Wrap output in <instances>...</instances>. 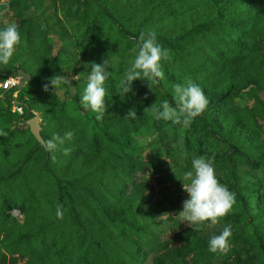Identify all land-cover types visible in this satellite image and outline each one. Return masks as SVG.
<instances>
[{"label":"rangeland","instance_id":"374dc122","mask_svg":"<svg viewBox=\"0 0 264 264\" xmlns=\"http://www.w3.org/2000/svg\"><path fill=\"white\" fill-rule=\"evenodd\" d=\"M204 1L0 0V28L15 22L21 34L9 64L0 65V264H158L160 257L164 264H264V76L253 90L209 105L188 128L144 111L164 100L175 106L174 85L186 79L212 83L198 72L204 62L193 67L189 60L199 55L193 46L202 43L189 38L193 21L210 15L207 21L219 27V14L202 12ZM142 31L172 42L158 40L178 53L171 57L178 58L171 63L175 77L151 89L137 80L125 95L120 80ZM105 59L111 60L108 112L98 121L80 99L90 64ZM19 69L31 79L8 97L1 84ZM57 74L79 75L72 79L74 94L68 86L44 91ZM232 77L221 78L218 90ZM132 109L138 118H125ZM32 117L44 145L74 131L73 141L63 146L70 154L58 151L53 162L30 132ZM201 156L214 160L217 178L235 193L236 203L217 226L210 229L206 222L196 232H221L230 224L231 246L223 254L192 250L178 257L169 251H186L193 230L175 217L190 198L178 179ZM58 204L62 220L56 217Z\"/></svg>","mask_w":264,"mask_h":264},{"label":"clouds","instance_id":"9594fccd","mask_svg":"<svg viewBox=\"0 0 264 264\" xmlns=\"http://www.w3.org/2000/svg\"><path fill=\"white\" fill-rule=\"evenodd\" d=\"M20 43L21 34L18 24L15 22L6 23L5 27L0 28V65L9 64ZM132 52L135 54V58L124 72L119 84L122 94L125 95L133 92V83L137 80L146 81L150 89L151 85L164 80L162 61L171 60L170 50L158 43L155 31H142L139 36V44L132 49ZM90 66L91 71L88 72L87 85L80 103L83 109L90 108L96 113V119L100 121L108 112L106 99L108 92L105 84L111 76L109 70L111 60L105 59L102 65L93 62ZM78 78L79 75L72 77L73 80ZM66 81L65 77L57 74L49 78L48 83L44 85V91H49V85H51L56 93L61 86H68ZM174 101L175 106L168 100H164L159 107L154 103L144 111H151L157 120L170 121L174 125L188 128L195 118L205 112L209 104L203 89L191 79L174 85ZM129 117L138 118L135 109L130 110L125 118ZM74 137L75 132L69 130L64 133L63 137L57 134L45 142L44 146L51 154L53 162L57 159L58 151H62L64 155L70 154L71 150L63 146L66 142L73 141ZM178 180L182 182L183 190L190 198L183 202V211H180L175 217H178L183 223H187L194 231H199L200 226L206 222H208L206 224L208 228H214L233 211L236 203L235 193L220 183L212 158L207 156L194 158L192 170L184 172L182 180ZM166 215L169 214L163 216ZM56 217L61 220L64 218L63 205L56 206ZM232 236V226L228 224L223 227L220 234H213L210 237L209 251L214 254L217 252L226 253L230 250Z\"/></svg>","mask_w":264,"mask_h":264},{"label":"trees","instance_id":"16d2710c","mask_svg":"<svg viewBox=\"0 0 264 264\" xmlns=\"http://www.w3.org/2000/svg\"><path fill=\"white\" fill-rule=\"evenodd\" d=\"M203 6L205 8L202 9L203 13H206L207 10H213L219 14V21L216 24L219 27H215L210 24L211 21H207L210 15L205 16L201 19L202 21H193L194 25H191L188 31L189 38L194 40L199 37L200 43H202L193 46L198 50L199 55L197 58L192 56L189 60L194 62L193 67L197 66V62L200 64L204 62L202 69H199L198 72H205L213 81L204 84L195 83L203 89L209 101L208 106L215 107L214 105L224 104L233 92L244 94L246 90H253L255 86H258L260 76H264V0H205ZM107 16L110 17V15ZM213 30L219 31V35L223 34L224 37H221L223 41L215 35L216 33L212 32ZM160 39L168 41V39L163 38V35L157 34V41ZM168 42L172 43L171 41ZM193 43L191 41L187 45L191 46ZM187 52H191L190 47ZM170 54L172 57L173 54L177 55L178 53L171 50ZM176 61L178 58L162 62L165 78L174 79L171 63ZM183 62H187V60ZM213 64H215L214 70L208 71L207 65ZM229 73H233L232 79L226 81L225 85L218 90L217 86L221 78H227ZM17 89L19 87L6 91L7 96L11 97ZM138 191L140 194L143 193L145 187L142 190L138 189ZM164 194L165 201L170 202V197L166 192ZM59 198L61 200L62 196ZM262 202V199L258 202L260 209ZM190 232L188 233L189 247L187 250L185 251V248L182 249V247H174L169 251L172 252L171 254L182 257L186 252L192 250L206 253L209 251L208 241L210 237L213 234H220V231H212L207 235H199L193 230ZM158 264H164L161 257Z\"/></svg>","mask_w":264,"mask_h":264},{"label":"water","instance_id":"95a60500","mask_svg":"<svg viewBox=\"0 0 264 264\" xmlns=\"http://www.w3.org/2000/svg\"><path fill=\"white\" fill-rule=\"evenodd\" d=\"M17 76L20 78V85L24 84V82H27L31 79L30 74L26 73L24 70L21 69L17 70ZM65 78L67 80L66 83L68 84L69 93L74 94L76 92V89L73 80L71 79V77ZM27 125L29 126L30 132L32 133L36 141L40 145L44 146V142L40 136L41 127L39 125L38 119L36 117H32L27 121Z\"/></svg>","mask_w":264,"mask_h":264},{"label":"built area","instance_id":"2783aa9c","mask_svg":"<svg viewBox=\"0 0 264 264\" xmlns=\"http://www.w3.org/2000/svg\"><path fill=\"white\" fill-rule=\"evenodd\" d=\"M19 83H20V78L15 75L6 78L4 80V83L1 84V86L4 91H10L12 89H16L17 87H19ZM14 104H15V109H17V111H21V106L16 102H14Z\"/></svg>","mask_w":264,"mask_h":264}]
</instances>
